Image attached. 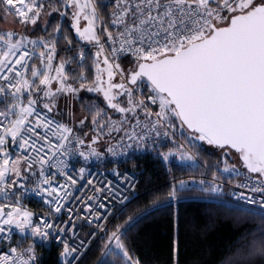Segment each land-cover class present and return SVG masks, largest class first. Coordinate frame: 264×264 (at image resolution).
<instances>
[{"label": "snow or ice", "instance_id": "obj_1", "mask_svg": "<svg viewBox=\"0 0 264 264\" xmlns=\"http://www.w3.org/2000/svg\"><path fill=\"white\" fill-rule=\"evenodd\" d=\"M0 18V264L53 243L55 264H142L130 233L162 205L128 211L129 153L190 174L155 200L196 191L264 225V0H0ZM221 264H264V228Z\"/></svg>", "mask_w": 264, "mask_h": 264}, {"label": "trees", "instance_id": "obj_2", "mask_svg": "<svg viewBox=\"0 0 264 264\" xmlns=\"http://www.w3.org/2000/svg\"><path fill=\"white\" fill-rule=\"evenodd\" d=\"M109 2L111 0H105ZM78 106L80 109V104ZM198 161L202 165L205 162L215 165L217 154L214 149H207L198 156ZM119 167L127 168L138 181L135 199L128 211H143L153 203L162 205L130 233L131 246L142 264H174V241L178 243L179 264H221L243 234L264 228L257 218L217 208L211 199L201 198L200 192L183 191L180 199L170 205L155 200L156 196L167 194L166 185L172 174L184 179L190 174L175 167L169 174L151 152L131 155ZM37 248L41 264H55L58 253L54 243L46 247L38 244ZM96 255L89 253L84 264H93Z\"/></svg>", "mask_w": 264, "mask_h": 264}, {"label": "built area", "instance_id": "obj_3", "mask_svg": "<svg viewBox=\"0 0 264 264\" xmlns=\"http://www.w3.org/2000/svg\"><path fill=\"white\" fill-rule=\"evenodd\" d=\"M140 154H141V153H129V157H130L131 155H136V156H137V155H140ZM129 157H128V158H129ZM125 161H126V160H123V159H122V160L120 161V163H119V166H120L121 164H123ZM201 165H202V164H201ZM73 167L78 168V167H79L78 162H73ZM90 168H91V170H92L93 173H95V172H97V171H105V172H107L108 175H107L106 179H111V180L113 181V185H114V187H115V186H118L117 178H116L115 176L111 175V169H112V165H111V163H108V164H106L105 166H103V167H99V168H98V166H97L95 163H93L92 165H90ZM119 168H120L121 173L127 171V172H129L130 174H132V175H134V176L136 177V175L133 174V173H131L127 168H125V167H122V168L119 167ZM187 179H188V178H187ZM136 181H137V178H136ZM235 182H239V180L237 179ZM235 182H234V183H235ZM85 191H86V190H85ZM80 194H81V191H79V190L73 192V196L69 198L70 201H72L71 203H69V207H72V206L74 205V197L77 196V195H80ZM201 195H202L201 198H203V199H210L209 197L205 196L203 193H201ZM24 199H25V203L27 204V206H28L32 211L36 212L38 215H39V214H43V208H44V206H43V204H42V201H41L38 197H36L35 195H31V194H29V195H26ZM211 200H212V199H211ZM31 203H32V204H31ZM39 206L42 207L41 210H38V209H37V207H39ZM60 219H61V220H66V219H67V213L65 212V213L60 217ZM57 222H59V220H58ZM14 236H15V234H14ZM13 239H14V237H13Z\"/></svg>", "mask_w": 264, "mask_h": 264}, {"label": "rangeland", "instance_id": "obj_4", "mask_svg": "<svg viewBox=\"0 0 264 264\" xmlns=\"http://www.w3.org/2000/svg\"><path fill=\"white\" fill-rule=\"evenodd\" d=\"M13 27H16V26L12 24L11 18H9L8 21H4L2 18H0V30H7V29H10V28H13ZM82 95L86 96L87 94H82ZM78 105L79 104H77V110L79 111V106Z\"/></svg>", "mask_w": 264, "mask_h": 264}]
</instances>
